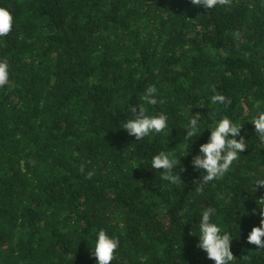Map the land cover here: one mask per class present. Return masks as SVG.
Masks as SVG:
<instances>
[{
  "label": "trees",
  "instance_id": "trees-1",
  "mask_svg": "<svg viewBox=\"0 0 264 264\" xmlns=\"http://www.w3.org/2000/svg\"><path fill=\"white\" fill-rule=\"evenodd\" d=\"M0 7L13 16L0 37L10 79L0 88V264H95L101 228L120 241L112 264H214L194 236L208 208L233 236V264H264V249L247 243L264 198V187L253 188L264 178V144L250 122L264 111V0ZM152 85L157 103L147 105ZM217 93L231 103L213 105ZM141 104L166 114L168 127L136 141L121 125ZM193 114L205 130L187 140ZM224 116L244 124L248 148L198 191L191 161ZM161 151L177 157L178 184L150 168Z\"/></svg>",
  "mask_w": 264,
  "mask_h": 264
},
{
  "label": "clouds",
  "instance_id": "clouds-1",
  "mask_svg": "<svg viewBox=\"0 0 264 264\" xmlns=\"http://www.w3.org/2000/svg\"><path fill=\"white\" fill-rule=\"evenodd\" d=\"M190 2L196 7L203 6L205 9H212L218 5L227 4L229 0H190ZM12 28L13 16L11 12L7 8L0 7V37L8 35ZM9 84V64L6 60H0V88ZM156 92L157 89L154 85L148 86L143 95V101L147 105H155L157 103ZM211 103L227 105L231 101L217 93L211 96ZM130 111L134 114V118L127 119L121 128L126 130L128 135L134 137L136 141H140L150 134L161 133L168 127L166 114L148 115L143 104L130 105ZM250 122L254 125L258 141L264 144V111H260ZM243 125L224 116L215 122L214 127L207 128L210 130L209 138L206 143L200 145L199 153L191 161L192 168L200 172L197 183L198 191L202 190L203 185L220 179L228 173L233 162L248 148L245 136L241 135ZM202 126L198 114H193L185 125V138L191 140L194 136L199 137L205 130L201 131ZM177 164V157L171 151H161L151 158L150 168L158 172L162 179L171 184H178L181 177L176 172ZM88 175L91 176L92 173ZM257 186L264 187V178H255L254 190ZM258 201L260 223L249 232L247 243L255 245L257 249H264V198ZM255 213L256 210H254ZM214 215L215 209L213 208L202 212L197 225L198 234L194 235L199 237L197 248L206 253L207 259L213 261L214 264H233L235 260L231 250L233 236L229 231H222L221 227L212 221ZM119 246V239L110 235L107 230L103 228L95 230L90 246L95 264H112ZM247 259V256H244L242 261Z\"/></svg>",
  "mask_w": 264,
  "mask_h": 264
}]
</instances>
